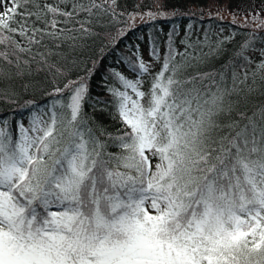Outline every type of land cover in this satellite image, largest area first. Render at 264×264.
I'll use <instances>...</instances> for the list:
<instances>
[{
  "label": "snow or ice",
  "instance_id": "snow-or-ice-1",
  "mask_svg": "<svg viewBox=\"0 0 264 264\" xmlns=\"http://www.w3.org/2000/svg\"><path fill=\"white\" fill-rule=\"evenodd\" d=\"M225 11L0 0V264H264V15L204 70Z\"/></svg>",
  "mask_w": 264,
  "mask_h": 264
},
{
  "label": "trees",
  "instance_id": "trees-1",
  "mask_svg": "<svg viewBox=\"0 0 264 264\" xmlns=\"http://www.w3.org/2000/svg\"><path fill=\"white\" fill-rule=\"evenodd\" d=\"M134 0H120L121 6L128 7L131 9L132 4ZM209 4H213L214 6H218L220 8H227V11L231 12H252L256 10H261L264 8V0H169V6L170 7H176L179 9L187 10L189 8L195 9L197 7H202L205 10L207 9ZM232 18L224 17V22H216L213 21L211 24V27L214 30H217L218 28L222 27L224 29V35H230L234 33L233 38L228 42L226 45V54L222 58L218 60L211 61L207 68L204 70H209L212 68H219L222 64L228 62L236 52V49L238 46L248 38V34L253 30L252 28H239L234 27L230 21ZM181 24V27H183L184 24H186L188 21L186 18L179 19L177 21ZM161 26L165 28V30L168 29L169 25L168 23H165L164 21L160 22ZM258 32V36L255 40V51L254 53H251V59L253 60V64L247 65V70L251 71L252 68L255 67V63H258L260 58V49L264 48V43H261V38H264V29H258L256 30ZM148 32V27H141L137 30L136 33L129 34L128 38L121 42L119 45V49H124L125 44L135 43L136 39L135 37L137 35H143ZM101 42L98 40L96 42V49L100 47ZM143 47V45H142ZM95 52L89 53V55H94ZM145 55L147 53L145 52ZM114 61V55L109 56L107 59L103 61L104 65H108ZM237 71H242L241 69H237ZM38 79V78H37ZM100 77L97 76L93 82V95H100L103 96L99 84H100ZM230 86V82H229ZM37 95L39 96V91L37 92ZM264 100V96H260L259 94H256L255 96L250 98L249 106L254 103H259L260 101ZM8 105H0V113H4L6 109L8 108ZM89 113H92V109H87ZM96 119L99 123L103 124V126L110 132H115L116 128L119 126L117 125L110 116L107 115V113H104L103 115H100L99 113L95 114ZM116 149H109V151H115Z\"/></svg>",
  "mask_w": 264,
  "mask_h": 264
},
{
  "label": "rangeland",
  "instance_id": "rangeland-1",
  "mask_svg": "<svg viewBox=\"0 0 264 264\" xmlns=\"http://www.w3.org/2000/svg\"><path fill=\"white\" fill-rule=\"evenodd\" d=\"M252 12H258V13H261V15H264V12H261V10H256V11H252ZM235 13L237 14V18H238V20L241 21V22H242V20H243V17H244L245 15L249 14V13H246V12H244V13L235 12ZM224 17H231V16L228 15V12H225V13H224ZM155 162H156V161L154 160L153 163H155Z\"/></svg>",
  "mask_w": 264,
  "mask_h": 264
}]
</instances>
